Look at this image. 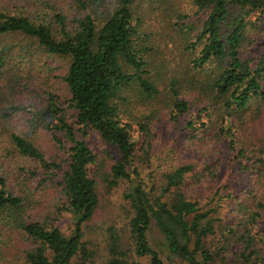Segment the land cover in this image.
Instances as JSON below:
<instances>
[{"label": "trees", "instance_id": "16d2710c", "mask_svg": "<svg viewBox=\"0 0 264 264\" xmlns=\"http://www.w3.org/2000/svg\"><path fill=\"white\" fill-rule=\"evenodd\" d=\"M140 1L149 0H73L71 10L55 9L51 0L31 12L0 8V74L17 53L14 44L5 40L12 35L68 60L62 77L66 99L59 103L57 96L48 94L44 108L35 113L38 120L45 121L46 132L61 155L47 159L32 142L9 134L12 150L25 166L33 165L28 174L36 187L58 188L56 205L49 215L39 218L28 201L30 196L11 188L9 175L0 176V264H8L3 237L17 232L29 242L19 264H73L76 258V264H85L88 260L82 228L99 204L97 173L101 168L85 141L91 132L118 157L109 168L108 184L117 186L122 181L129 185L124 197L129 201L130 218L125 231L115 226L108 229L106 264H140L141 259H147V264H164L149 243L153 233L162 238L161 246L168 255L185 264H264L260 241L251 234L264 212V129L240 136L241 129L244 132L249 126L247 121L258 120L264 112V57L254 62L240 53L249 45L247 27L258 29L264 23V0H191L202 14L196 19L197 33L187 45L190 52L197 53L191 66L195 72L214 63L223 66L216 64L217 73L209 85L213 98L206 103L197 86L181 79L179 84V79L172 78L166 108L160 106L158 80L150 72L155 68L147 59L150 49L146 44L152 34L142 30L143 20L135 11ZM187 18L177 16L183 20L174 24L178 32L193 31ZM22 49L19 51L24 53ZM30 52L24 54L32 55ZM193 93L194 101L201 102L195 114L190 113L191 104L185 98ZM7 110L4 116L11 117L19 109L10 106ZM248 111L255 114L245 120ZM184 115L188 116L185 144L200 150L197 146H207L214 138L226 140L227 151L235 153L240 169L251 173V189L235 197L231 222L220 227V220L211 216L217 206L202 212L183 192L193 165L166 174L158 196L151 197L138 181L136 164L140 153L147 155L157 122L176 124ZM205 168L204 175L215 174L214 165ZM63 217L72 225L68 236L56 225ZM217 230L221 236L215 245L210 237ZM238 244L241 248L229 253ZM231 257L234 260L229 261Z\"/></svg>", "mask_w": 264, "mask_h": 264}, {"label": "rangeland", "instance_id": "374dc122", "mask_svg": "<svg viewBox=\"0 0 264 264\" xmlns=\"http://www.w3.org/2000/svg\"><path fill=\"white\" fill-rule=\"evenodd\" d=\"M45 0H0V8L7 11L15 9H25L29 12L36 11L44 6ZM73 0H51V5L56 8L62 7L68 10L74 6ZM72 3V4H71ZM26 11V12H27ZM137 16L143 20L142 30L150 37L147 41L149 52L147 59L150 62L152 76L155 77L161 91L159 101L160 106L166 108L169 99V83L172 78L184 80L192 87L202 91L203 103L208 98H213V93L209 89L216 73L217 65L211 64L209 67L195 72L190 60L197 53L187 49L189 42L193 41V35L197 33L199 18L201 13H197L191 4V0H149L140 1L135 5ZM35 13V12H34ZM33 13V15H34ZM235 15L234 11L232 13ZM178 15L188 16L186 23L191 24L192 32L186 34L174 27L183 22L178 20ZM262 22V21H261ZM257 26L259 25L256 22ZM182 32V33H181ZM247 38L249 45H244L240 51L243 57L253 59L254 62L264 57V23L258 29L247 27ZM9 43L14 44L17 53L10 60L9 66L0 74V176L4 174L10 176L8 184L21 194L30 196L35 215L42 218L49 215L56 205L58 198V188L55 186L36 187L37 182H33L28 174L31 164L25 166V161L18 157L10 145V133L21 135L24 139L32 142L46 156L47 159L54 160L61 155V151L51 141L45 129V121L38 120L35 116L37 110L44 108L48 94H53L62 103L66 97V85L62 77L67 72L68 60L49 55L37 47L33 41L25 37L12 35L7 37ZM254 40V41H253ZM24 53L31 51L32 55ZM34 55V56H33ZM217 64V65H216ZM187 71V72H185ZM151 76V77H152ZM195 93L192 96H185L191 104L190 113H196L200 101H194ZM197 104V105H195ZM142 110V104H138ZM16 106L18 111L11 117H5L8 107ZM71 112L67 110L66 118ZM255 113L248 111L245 113V120L253 117ZM184 115L178 119L176 124L171 121L163 120L157 122L154 129L155 137L151 140V147L146 156L141 154L136 167L140 177L138 181L143 183L145 189L152 195L158 196L165 183V175L179 166L193 165V172L188 174L184 183L183 192L187 198L198 204L202 212L217 206L215 214H211L214 219L220 220L218 226L226 222H231V211L235 207V197H241L244 192L251 189L249 186L250 172L240 169L238 160L234 159L235 153L227 151L226 140L213 139L207 146H191L185 144L187 132L184 130ZM73 121V120H71ZM249 126L242 133L248 135L252 130L264 129V112L258 120L247 121ZM87 145L98 156L101 164L100 171L97 173V194L99 204L97 210L88 223L84 224L83 242L88 250L89 258L85 264H106L108 229L117 227L121 231L126 230L127 221L130 218L129 201L124 197L129 185L120 181L117 186H110V175L108 174L112 162L117 159V154L113 149L103 143L95 133H89L85 138ZM214 165V175L210 173L204 175L205 167ZM264 194V191L261 192ZM63 234L68 236L72 229L71 222L63 217L56 223ZM217 226V227H218ZM220 230V228H219ZM251 234L255 235L262 247L264 258V212L259 216ZM221 233L211 236V241L215 245L220 241ZM224 237H227L226 235ZM5 242L4 254L5 262L8 264H19L22 260V251L27 249L29 242H24L18 234L10 233L3 237ZM210 241V242H211ZM151 247L159 253L164 264H185L180 259L168 255L166 249L161 245L162 238L156 233L149 235ZM241 248V245H233L230 252ZM234 260V257L229 258ZM147 259H141L140 264H147ZM79 262L74 259L73 264Z\"/></svg>", "mask_w": 264, "mask_h": 264}]
</instances>
